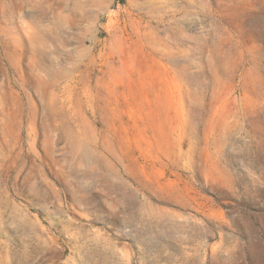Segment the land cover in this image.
<instances>
[{
	"label": "rangeland",
	"instance_id": "1",
	"mask_svg": "<svg viewBox=\"0 0 264 264\" xmlns=\"http://www.w3.org/2000/svg\"><path fill=\"white\" fill-rule=\"evenodd\" d=\"M0 264H264V0H0Z\"/></svg>",
	"mask_w": 264,
	"mask_h": 264
}]
</instances>
